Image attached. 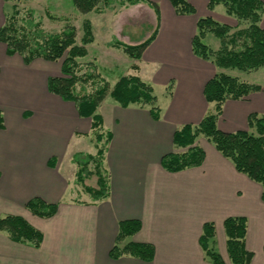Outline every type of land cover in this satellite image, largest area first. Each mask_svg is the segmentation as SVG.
<instances>
[{
	"label": "crops",
	"instance_id": "obj_1",
	"mask_svg": "<svg viewBox=\"0 0 264 264\" xmlns=\"http://www.w3.org/2000/svg\"><path fill=\"white\" fill-rule=\"evenodd\" d=\"M148 1L158 5L160 15L155 38L140 59L142 71L148 70L141 78L152 90L154 84L162 86L163 101L156 102L157 120L150 106L122 108L109 97L96 109L103 130L111 134L104 154V200L94 201L75 182L71 160L86 152L93 131L90 118L48 91L47 80L58 77L60 67L41 58L25 64L20 55L8 56L0 43V218L19 216L42 235L35 248L0 232V264H211L199 245L204 223L214 224L211 249L231 264L223 227L229 217L246 219L244 247L253 254L251 264H264L259 184L238 173L202 136L195 140L205 154L200 166L170 173L160 164L163 156L181 153L172 144L175 130L196 126L214 111L203 88L218 69L191 52L197 20L210 17L232 28L237 22L222 5L209 11V0H188L196 13L184 16L168 0ZM4 3L0 0V27ZM260 26L264 29V13ZM251 113L264 115V88L244 100L224 102L217 128L250 132ZM34 198L56 204V213L49 218L30 213L26 204ZM130 220L140 222L139 232L116 244L119 223ZM128 243L152 245L153 259L110 257L112 247Z\"/></svg>",
	"mask_w": 264,
	"mask_h": 264
},
{
	"label": "trees",
	"instance_id": "obj_2",
	"mask_svg": "<svg viewBox=\"0 0 264 264\" xmlns=\"http://www.w3.org/2000/svg\"><path fill=\"white\" fill-rule=\"evenodd\" d=\"M18 0H3L12 3ZM28 1V0H22ZM80 13H88L98 4L107 0H71ZM120 5L144 3L149 6L156 17V27L159 22V7L148 0H117ZM177 15H194L195 9L188 0H168ZM222 5L225 13L233 17L237 26L232 28L220 24L210 17L199 18L196 22V33L191 39V52L203 61L211 62L218 72L209 79L203 88V96L208 103L214 104V111L206 114L201 122L196 125H184L175 130L172 144L177 149H183L181 153H169L161 158L160 164L164 170L176 173L185 169L198 167L204 161V151L194 145L198 136L204 137L226 159L230 160L238 173L246 175L250 180L259 184L262 188L261 200L264 202V115L251 113L247 117V127L250 132L236 131L232 133L222 132L217 128V121L221 115L222 105L227 100H244L249 95L261 91L258 85L248 84L236 77L225 74L222 70H236L239 72H251L264 66V29L260 26L264 13V0H209L207 9L212 11L215 6ZM242 23L244 28H239ZM84 36L82 46L75 45V32L73 28H67L59 34L45 35L41 25L37 22L32 12L21 15L20 11L13 7L10 15L5 16V21L0 27V43L5 46L8 56L20 55L25 64H29L36 58L48 62H57L62 59L60 75L50 77L47 80V89L51 94L60 97L63 101L72 102L80 117L91 119L92 131L102 130V119L96 114V109L101 102L109 96L120 107L126 108L130 104L152 106L150 114L153 119L159 118V110L155 107L156 98L153 96L152 87L144 83L138 77H121L111 90L104 85L95 90L91 96L77 98L74 88L79 82L77 75V59L86 56L85 45L92 42L91 27L89 22L84 23ZM157 28L152 36L144 43L137 46H128L120 42L114 45L121 48L133 59H140L144 50L155 38ZM207 34L213 35L219 40V49L213 51L205 43ZM88 78H90L88 76ZM170 86L168 89L170 90ZM2 124L0 123V127ZM106 144L111 140V134L105 133ZM98 141L103 139L102 134L97 135ZM103 151L98 157L86 155L85 159L79 154L73 156L77 165V181L82 180L87 173L89 162L96 161L95 172L96 188L84 187L94 201L104 200L108 197V175L100 170ZM51 164V163H50ZM26 209L35 216L41 218L52 217L57 210L56 204H46L38 198L31 199L26 204ZM247 221L244 217H229L223 222L226 236V250L231 264H251L253 254L244 247ZM140 222L136 220L123 221L118 225V234L115 243H120L126 237L139 232ZM0 232L18 243L31 244L38 248L42 242V235L23 218L8 215L0 218ZM214 238V224L204 223L199 245L205 257L211 264H224L221 256L211 249ZM112 259L122 255H129L143 261H151L154 256V248L145 243H128L123 248L112 247L109 253Z\"/></svg>",
	"mask_w": 264,
	"mask_h": 264
},
{
	"label": "rangeland",
	"instance_id": "obj_3",
	"mask_svg": "<svg viewBox=\"0 0 264 264\" xmlns=\"http://www.w3.org/2000/svg\"><path fill=\"white\" fill-rule=\"evenodd\" d=\"M13 7L18 9L23 16L28 12H32L34 19L39 22L41 29L47 36L59 34L67 28H73L75 45L77 46H82V38L85 32L84 23L89 22L92 42L85 45L86 56L77 59L76 73L80 77L74 88L77 98L91 96L95 90L104 85L111 90L121 77H138L146 83L141 77L147 78L148 70L146 68L144 70L145 73L142 71L141 58L138 60L133 59L121 48L114 45L116 42H120L128 46H137L152 36L155 30L156 18L154 11L146 4L137 3L131 5L124 3L120 5L117 0H107L106 3L98 4L93 10L85 14L80 13L71 0H18L12 3H4L1 6L5 16L12 13ZM231 24H234V21ZM245 25L242 23L239 27L244 28ZM203 41L213 51L219 49V40L213 35L207 34ZM61 62L62 59L57 61L55 67H60ZM222 71L231 77L238 78L242 82L258 85L261 90L264 88V66L251 72ZM244 79L247 81H243ZM152 86L153 96L156 98L158 106L163 101V88L157 84ZM109 99L114 101L110 97ZM130 105L141 106L137 104ZM105 133L103 128L100 131H93L89 140H87L86 152H77L73 156L79 154L82 159H85L86 155L98 157V152L102 150L103 158L100 170H103V174L106 177L107 171L104 167V154L107 146ZM101 134L103 139L98 141L97 135ZM178 150H181L180 152L184 151L183 149ZM98 159L101 158L98 157L96 161ZM96 161L89 162L87 173L83 174L80 182L76 178L75 182L78 184V189L84 191V187L96 188V177L94 175ZM71 162L76 166L77 173L76 163L73 160Z\"/></svg>",
	"mask_w": 264,
	"mask_h": 264
}]
</instances>
